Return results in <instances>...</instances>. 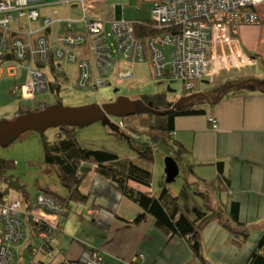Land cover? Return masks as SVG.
I'll list each match as a JSON object with an SVG mask.
<instances>
[{
	"label": "crops",
	"instance_id": "crops-1",
	"mask_svg": "<svg viewBox=\"0 0 264 264\" xmlns=\"http://www.w3.org/2000/svg\"><path fill=\"white\" fill-rule=\"evenodd\" d=\"M134 1L137 0H88L87 9L91 17L104 22V33L111 42L106 29L110 25L114 36L113 22L117 20L132 22L135 34L137 31L141 34L142 29L146 31L148 27L153 30L149 26L151 19H145L140 13L134 20V15L129 13V9L136 4ZM140 1L152 12L158 0ZM15 2L11 0L12 4ZM34 4L41 14L37 21L29 18L28 7L12 9L14 18L10 23V37L20 35L35 44L36 37L41 33L39 30L50 18L55 23L44 33L49 37L51 46L57 36L66 34L68 21L73 22L76 33L87 34V25L83 21L84 7L78 0H38ZM63 6H67L72 13L80 7L83 14L78 19L72 15L58 17V7ZM255 10L260 23L245 25L240 34L241 44L253 61L219 70L223 71L219 79L197 82L196 89L200 88L198 93L205 91L213 82H224L225 85L218 94L210 92V98L200 95L205 100H198L200 96H197L187 103L188 107L182 108H202L204 113L180 114L176 117L174 136L184 148L179 158L174 151H163L166 156H173L179 162L180 168L189 175L187 179L194 176L195 184L200 179L205 180L199 182L200 188L209 191L214 204L218 202L217 190L226 186L222 200L226 203L237 201L240 204V219L250 228L248 239L238 248L231 243L229 232L219 222L209 223L201 237L208 264H246L264 235V90L259 89L257 84L254 89L228 86V82L244 81L242 77L245 76H255L264 81V2L259 3ZM5 16L8 17V12L0 13V19ZM147 21L148 25L144 23ZM30 28L39 31L31 38L26 33L22 34ZM3 31L0 28V33ZM151 34L144 38L143 35L136 36L146 41ZM69 66L75 67L69 70ZM70 71L79 74L76 64L68 65ZM200 83L206 87L201 88ZM211 118L218 120V127L213 126ZM219 162L224 165L226 184L218 177ZM78 191L87 201L73 203L64 214L63 224L53 243L54 256L49 255L45 244L42 248L36 243L37 228L29 218H24L27 236L20 243L28 241V244L12 245L13 250L21 247L19 252L14 250V264H84L82 258L85 253L94 248L98 249L104 264H204L194 255L184 237L169 236L156 226L151 215L147 214L142 221L135 222L143 213L142 208L114 189L95 169L87 175ZM9 196L5 202L14 201ZM33 201L28 198L24 200L28 204ZM25 248L28 252H25Z\"/></svg>",
	"mask_w": 264,
	"mask_h": 264
},
{
	"label": "built area",
	"instance_id": "built-area-1",
	"mask_svg": "<svg viewBox=\"0 0 264 264\" xmlns=\"http://www.w3.org/2000/svg\"><path fill=\"white\" fill-rule=\"evenodd\" d=\"M38 0H0V76L15 77L22 68H28L30 79L17 86L20 99L37 103L48 89V74L40 67L53 64L59 72L68 70L69 64L78 66L75 85L80 88L99 89L113 84L115 79L131 80L136 84L148 83L153 77L167 82L171 77L180 79L185 90L198 87L210 70L242 66L253 61L241 44L240 34L245 25L260 23L256 6L264 0H158L152 8L149 26L153 28L148 40L135 34L132 22L122 19L113 22L115 45L104 33V22L91 17L88 0H78L84 7L83 21L87 34L74 31L72 21L67 23L66 34L57 36L53 46L44 33L53 23L46 19L36 37V43L20 35L10 37L12 9L29 8L28 16L37 21L40 10ZM10 12V15H9ZM30 28L26 33L39 32ZM13 55L14 58L8 59ZM70 76V72H68ZM214 127L218 120L211 118ZM124 124L121 123V127ZM63 206L50 195L40 191L30 204L24 201L0 202V264H13L16 259L12 245L26 239L24 218L37 226L38 236L44 240L50 256H54V231L61 224ZM33 224V225H34ZM49 249V250H48ZM36 252V249H35ZM84 261L102 264L99 254L85 253Z\"/></svg>",
	"mask_w": 264,
	"mask_h": 264
},
{
	"label": "trees",
	"instance_id": "trees-1",
	"mask_svg": "<svg viewBox=\"0 0 264 264\" xmlns=\"http://www.w3.org/2000/svg\"><path fill=\"white\" fill-rule=\"evenodd\" d=\"M144 23L148 25L149 21ZM143 31L144 29H142L141 34L137 31L136 35L138 37L143 35L144 38V36H149L151 32H156L150 30L149 27L146 31ZM12 58H14L13 55L8 56L9 60ZM39 67L47 74L51 72L56 78L53 79L49 75L47 76L48 89L44 93L50 90L59 92L61 85L57 83L64 77L69 78L68 70L59 72L52 63L39 65ZM242 79L244 81L240 82L251 83L255 86V81L258 80L255 76H245ZM240 82L236 80L235 82H228V84ZM258 82L260 84L259 89L264 90V81L259 79ZM224 85V82H213L202 92L207 94L206 98H210V92L218 94ZM205 97L200 96L198 100H205ZM143 99L147 103L152 102L156 109L169 108V103L171 102L167 89L154 95L144 96ZM58 102L60 101L51 104ZM26 103L21 104L17 112L27 113L41 110L50 105V103L42 102L39 104L35 102ZM197 113H204V110L202 108L194 109L193 107L183 110L176 109L167 114L146 110L121 118L125 131L121 130L130 136L132 146L136 148L137 145L138 156L136 157L120 155L103 149L84 147L77 138L75 126L60 127L61 132L57 134L54 140H50L46 133L42 134L45 149L42 173L56 176L60 185L66 190L65 194H61L49 187H43L40 190L50 195L63 206L61 224L54 231V237L61 229L64 214L70 210L73 203L87 201L85 196L79 193L78 187L91 170L95 169L114 189L142 208L143 213L139 215L135 222L142 221L147 214L151 215L156 226L169 236L178 235L184 237L193 250L194 255L204 264H208V262L201 238L202 232L213 221L219 222L229 232L231 243L241 248L249 237L250 228L240 219V204L237 201L226 203L222 200L223 190H225L226 186H222L220 187L221 189L217 190L218 202L215 204L209 196V191L207 189L201 190L200 188L199 182L202 183L205 180L200 179L195 184L187 179L189 175L186 174V181L180 187L179 192L174 191L172 188L174 181L162 182L161 190L158 192L153 191L152 188L155 178L157 152L161 151L165 155L164 150H171L179 158L184 151L182 144L174 136L176 117L180 114ZM14 164L12 160L0 158V182L3 173H7ZM218 173L219 179L226 184L227 177L225 176L223 162L218 163ZM9 180L11 185L15 188L18 187V182L11 181L10 177ZM10 186L6 185L5 187V185L0 183V202L5 201L9 196ZM192 187H195L194 191L191 189ZM199 196L202 197L201 200L198 198ZM34 226V228H37L35 224ZM246 264H264V235L249 256Z\"/></svg>",
	"mask_w": 264,
	"mask_h": 264
},
{
	"label": "rangeland",
	"instance_id": "rangeland-1",
	"mask_svg": "<svg viewBox=\"0 0 264 264\" xmlns=\"http://www.w3.org/2000/svg\"><path fill=\"white\" fill-rule=\"evenodd\" d=\"M133 3L136 4L129 9V13L134 15V20H136L137 14L140 13L145 16V19H151L150 9L144 3L141 4L140 0L134 1ZM58 8L60 9V13L56 14L58 17L72 15L75 19H78L83 14V10L80 9V7L76 8L73 13L68 10L67 6ZM106 30L110 36L111 42L115 43L110 25H108ZM74 67L75 66H69V70L73 69ZM222 72L218 71L215 72V74L212 70H210L207 77L203 80L209 81L219 79L222 77ZM48 75L53 79H56L51 72ZM77 76V73L75 74L70 71L69 78L64 77L57 83L58 85H61L59 92H53L52 90L46 91V93L39 96L38 104L40 102L51 104L55 103L56 101H61L65 106L76 107L97 102L107 103L116 99L120 95H127L130 97L154 95L156 93L163 92L168 86H171L172 89L176 90L172 96L179 98L182 96L198 93V90L200 89H194L192 91L185 90L182 80H176L171 77H167L169 81L165 83H161L159 80L153 77V79L143 85L136 84L131 80H118V78H116L113 84L103 85L99 89H93L92 87L80 88L75 85V77ZM29 79L30 74L28 68L20 69L19 75L16 77H9L8 74L0 76V118L5 120L13 119L16 117V112L21 104H27L25 100L20 99L16 89L17 85L28 82ZM200 87L204 88L206 86L205 84L200 83ZM113 120L117 124H120L122 121V119L119 117H113ZM75 128L77 138L84 147L91 149H103L129 157L138 156L137 145L135 148L125 136L114 133L111 128L104 126L101 121H97L84 127L78 126ZM122 130L125 131V126H122ZM60 132L61 129L54 127L48 129L46 135L50 140H54L57 137V134ZM42 136L43 135L37 131H28L8 147H4L0 144V158L9 159L15 163L7 173H3L1 177L2 180L0 182L2 185H5V187L6 185H11L9 177L11 178V181L18 182L19 185L17 188H15L13 185L10 186L11 189L9 198L11 200L24 201L27 198L33 200L38 195L39 191L43 189V187H49L61 194L66 193V190L60 185L56 176L45 175L42 173V162L45 158V149ZM156 157L157 162L154 172L155 178L152 188L153 191L158 192L161 190L162 182L166 181L165 158L167 156L160 151L157 152ZM193 177L194 176L189 178L190 182L193 181ZM185 179L186 175L184 169H181L180 175L172 183V188L174 191L179 192L180 187L186 181ZM195 180L197 179L195 178ZM191 189L194 191L195 187H192ZM198 198L200 200L202 199L201 196ZM1 229L2 226L0 223V230ZM35 241L39 246H42V248L44 247V240L41 237H37ZM26 244H28V241L24 244L20 243V245ZM19 249L21 250V247L15 248L14 250L19 252ZM24 250L25 252H28L27 248ZM94 251L98 253V249L94 248V250L91 252ZM82 260L84 261V258H82ZM83 263L90 264L86 263L85 261Z\"/></svg>",
	"mask_w": 264,
	"mask_h": 264
},
{
	"label": "water",
	"instance_id": "water-1",
	"mask_svg": "<svg viewBox=\"0 0 264 264\" xmlns=\"http://www.w3.org/2000/svg\"><path fill=\"white\" fill-rule=\"evenodd\" d=\"M255 82L257 87H259L258 80ZM228 86L243 87L244 89L255 88L254 85H249L245 82L229 84ZM167 90L169 93L176 92L171 86H168ZM200 95L207 97V94L203 92L182 96L170 102L169 108L166 109H156L152 102L147 103L143 98L136 99L125 95H120L107 103L97 102L76 107L65 106L60 101L41 110L21 113L11 120L0 118V144L8 147L28 131H37L40 134H44L48 129L54 127H84L97 121H101L104 126L111 128L114 133L127 137L129 142H131L130 136L121 130L120 125L114 122L113 117L126 118L146 110L167 114L176 109L188 107L187 103ZM165 164L166 181H175L181 172L179 162L173 156L168 155L165 158Z\"/></svg>",
	"mask_w": 264,
	"mask_h": 264
},
{
	"label": "flooded vegetation",
	"instance_id": "flooded-vegetation-1",
	"mask_svg": "<svg viewBox=\"0 0 264 264\" xmlns=\"http://www.w3.org/2000/svg\"><path fill=\"white\" fill-rule=\"evenodd\" d=\"M172 94H174V93H169L170 101H173V100L178 98V97H173ZM19 114H21V112H16V116L19 115Z\"/></svg>",
	"mask_w": 264,
	"mask_h": 264
},
{
	"label": "clouds",
	"instance_id": "clouds-1",
	"mask_svg": "<svg viewBox=\"0 0 264 264\" xmlns=\"http://www.w3.org/2000/svg\"><path fill=\"white\" fill-rule=\"evenodd\" d=\"M161 83H165V82H161ZM180 98V97H179ZM172 102V101H171ZM120 125V128L122 129V127H121V124H119ZM15 252V251H14ZM16 260V259H15Z\"/></svg>",
	"mask_w": 264,
	"mask_h": 264
},
{
	"label": "bare ground",
	"instance_id": "bare-ground-1",
	"mask_svg": "<svg viewBox=\"0 0 264 264\" xmlns=\"http://www.w3.org/2000/svg\"><path fill=\"white\" fill-rule=\"evenodd\" d=\"M178 99V98H177ZM51 105V104H50Z\"/></svg>",
	"mask_w": 264,
	"mask_h": 264
}]
</instances>
